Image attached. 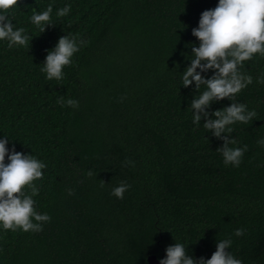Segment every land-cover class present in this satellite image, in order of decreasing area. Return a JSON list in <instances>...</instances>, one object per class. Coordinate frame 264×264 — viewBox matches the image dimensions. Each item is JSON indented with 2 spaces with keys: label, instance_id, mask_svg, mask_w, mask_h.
Listing matches in <instances>:
<instances>
[{
  "label": "trees",
  "instance_id": "1",
  "mask_svg": "<svg viewBox=\"0 0 264 264\" xmlns=\"http://www.w3.org/2000/svg\"><path fill=\"white\" fill-rule=\"evenodd\" d=\"M49 2H18L28 47L0 42V136L46 162L34 199L51 220L39 232L0 230V264H145L176 242L207 259L223 238L242 264H264V84L255 82L264 58L246 62L254 80L235 101L257 117L225 134L248 145L239 167L224 164L208 117L193 124L195 82L179 79L199 45L192 29L218 0H55L54 11L69 2L72 11L40 33L29 17ZM69 33L88 43L49 81L41 64ZM61 95L79 106L58 104ZM121 181L131 184L123 199L112 195Z\"/></svg>",
  "mask_w": 264,
  "mask_h": 264
},
{
  "label": "clouds",
  "instance_id": "2",
  "mask_svg": "<svg viewBox=\"0 0 264 264\" xmlns=\"http://www.w3.org/2000/svg\"><path fill=\"white\" fill-rule=\"evenodd\" d=\"M18 2L0 0V42L6 41L10 49L28 47L33 36L25 27L17 26L15 11L19 7ZM54 4L55 0H51L42 10H32L29 20L40 33L54 21V16L68 17L72 11L70 2L55 8V11ZM192 34L198 38L199 45H191V55L187 56L190 64L179 77L183 86L195 82L197 89L189 107L191 121L198 127L202 116L208 117L203 127L223 139V146L216 151L221 153L224 164L239 167L248 145L236 146L237 139L225 134L233 133L235 124H249L257 117L254 108L235 101L254 80L244 70L246 62L264 58V0H218L214 8L201 13ZM87 43L79 34L69 33L60 37L41 64L40 70L45 73V78L61 81L65 77V66L73 64L75 55ZM210 70L213 73L210 78L203 75ZM255 82L264 84V74L255 77ZM223 98L233 103L214 110L210 115L207 109L211 103ZM57 103L72 108L79 106L77 99L63 95L57 97ZM9 138L5 134L0 136V230L42 231L51 217L36 207L34 197L40 192V186L35 181L42 180L47 164L33 153L17 151L15 144L9 148ZM256 143L264 147V137L257 139ZM129 164L134 165V161L125 162V166ZM86 175L92 176L93 172L89 170ZM130 188L131 184L121 181L112 188V195L123 199ZM244 231L237 228L235 235L241 236ZM231 244L230 238L218 239L210 258L196 259L189 255L185 243L176 242L166 248V256L159 258V264H242V260L230 250Z\"/></svg>",
  "mask_w": 264,
  "mask_h": 264
},
{
  "label": "water",
  "instance_id": "3",
  "mask_svg": "<svg viewBox=\"0 0 264 264\" xmlns=\"http://www.w3.org/2000/svg\"><path fill=\"white\" fill-rule=\"evenodd\" d=\"M164 257V256H161ZM159 257L157 254H150L147 257V262L145 264H159Z\"/></svg>",
  "mask_w": 264,
  "mask_h": 264
}]
</instances>
